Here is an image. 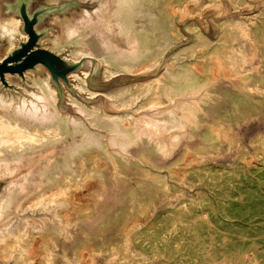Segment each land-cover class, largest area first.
I'll use <instances>...</instances> for the list:
<instances>
[{
    "label": "rangeland",
    "instance_id": "374dc122",
    "mask_svg": "<svg viewBox=\"0 0 264 264\" xmlns=\"http://www.w3.org/2000/svg\"><path fill=\"white\" fill-rule=\"evenodd\" d=\"M1 1L7 16L13 13V8L16 10L17 5L24 23L23 31L27 35L24 6L29 20H33L37 14V23L34 26L39 35L37 44L39 48L48 51V38H67L69 32L79 33V37L84 36L85 31L80 27L79 20L86 13L97 14L99 9V0ZM170 3L179 14L175 25L180 28L183 36L179 41L168 38L163 44H172L166 50L173 47L164 52L159 46V41H155L154 34L149 31V36L152 37L151 47L153 46V51L160 55L157 61L154 57L150 58L149 62L145 61L144 69L157 64V68L151 73L141 76H109L110 73L107 72L111 68L105 67L97 60L85 58L81 63H74L66 58L70 52L56 55L71 65L78 64L73 72L80 76L83 77L84 72L88 71L84 77H87L90 90L97 95L75 90L74 81L69 77L73 72L67 75L65 80L55 79L50 72L52 84L58 93L57 107L60 113L68 116L70 134L57 143L56 149L50 147L33 153L32 148L24 146L25 166H16L13 170L17 171H13L15 174L12 172L13 176L9 175L0 180V213L6 208L11 196H21L22 188L25 189V198L37 193L42 184L46 183L45 177L37 172L52 165L53 161L63 163L64 156L76 152L78 146L87 138L98 135L94 144L99 152L111 161L108 162V168L103 170L107 179V190L90 194L87 189H82L81 195L77 196L78 200L90 209L91 214L78 217L73 211L68 194L63 197L65 191L59 193L61 197L58 196V199L49 200L52 205L45 213L40 214L38 210H27L25 213L32 221L40 220L44 215L49 216L57 228L67 230L73 235L72 243L61 238L54 247L49 244L41 245L43 259L46 261L50 260L51 253L48 246L54 249L52 264H66L65 257L72 264H264V0H148V4L141 11V16L146 21L143 23L144 28L159 29L166 19L163 15L166 13L164 9H167ZM185 5L189 6L185 8ZM228 21L239 26V31L226 27L225 39L221 43L215 42L222 32L220 25ZM125 23L129 24L128 20H125ZM195 26L206 37V44L209 46L196 52L192 58L187 49L182 53L184 57H181L179 53L183 49L198 42ZM245 28L249 30V34L248 30H243L245 33L241 31ZM243 33L244 36H241ZM115 39H120L119 44L117 40L113 41L118 48L124 52H132L136 41L134 33L122 32ZM27 41L28 39H21L18 47L12 52H7L6 43L0 41V62L20 50ZM215 46L228 48L234 56L228 58L230 64L241 68L231 75L243 78L254 85L255 90L246 92L245 101L248 106L242 109L245 113L243 117L236 123L234 119L227 121L222 129V139L204 150L201 148L208 146L204 143L202 135L207 131V127L201 125V122L207 114L205 106L211 96V75L199 74L193 65L201 63L208 51ZM171 59L173 62H170ZM40 66L45 67L39 63L29 70L42 74L43 68ZM165 67L172 70L165 72ZM11 75V84L7 75L3 80L0 77L2 90H12L15 96L25 97L27 101L34 99L33 92L36 90L28 83L26 72L23 75ZM165 76L173 82H181L182 85H169L164 88L163 105L167 109L164 112L137 110L140 102L133 107L117 109L116 102L125 101V96L108 97V94L116 93L124 87L143 85L153 78L161 79ZM67 91L77 98L78 102L68 97ZM49 104L39 103V118L54 112V107ZM104 107L109 112L122 115L129 113L130 118L138 123L147 120L159 124L165 138L160 140L162 137L154 133L153 136L150 135L151 139L144 137L146 132L141 126L138 138L135 134L136 127L131 125L130 130L133 133L127 134L128 137L124 141L110 142V134L107 133L115 129L116 125L105 118L103 123L100 121V112ZM230 108L226 106V109ZM209 121H214V118ZM104 140L109 142V150L105 147ZM146 151L153 154L151 163L141 158V152ZM78 156L86 158L81 151ZM175 163L178 165L172 167ZM153 165L165 167L160 173L169 185L157 193L151 191L149 182L140 171L143 166L157 172ZM61 167L62 170H69L72 177L78 175V166L65 162L56 170ZM173 171L175 173H172ZM50 176L52 177V173ZM49 185L54 186V182ZM130 188L136 189L140 197L152 198V206L149 212L132 218L127 229L116 232L119 222L126 219L133 207L132 198L129 196ZM72 189L73 187L70 191ZM53 191L51 188H45L40 193L45 195L54 193ZM38 197L42 196L39 194ZM55 200L59 202L55 203ZM14 204L15 201L7 208L6 219L13 214ZM65 205L66 212L71 214V223L66 227L59 225L61 222L57 214L58 209L64 210ZM104 223L108 224L107 227H104ZM11 226V230L14 229L15 223ZM33 229L39 233L35 239L37 241L26 235L29 228L25 226L26 251L33 249L41 240L39 229ZM30 241L36 243L32 244ZM64 246L67 252L64 251ZM0 264L15 262L11 260L7 263L0 259Z\"/></svg>",
    "mask_w": 264,
    "mask_h": 264
},
{
    "label": "bare ground",
    "instance_id": "6f19581e",
    "mask_svg": "<svg viewBox=\"0 0 264 264\" xmlns=\"http://www.w3.org/2000/svg\"><path fill=\"white\" fill-rule=\"evenodd\" d=\"M2 2L3 1L0 0V41L6 43L7 52H12L18 47V42L21 39H28L29 41V35L23 31L24 23L17 5L16 10L14 11V8L12 7L13 13L10 16H7L4 14ZM180 3H178V5H180ZM147 4L148 0H99L98 13H86L83 15V18L79 20L80 27L85 31V35L79 37L77 36L79 33L72 34V32H69L67 38L58 36L56 38H48V44H50V47H48L50 50L49 52L55 55H59L60 53L63 54V52H70L66 58L68 57L67 59L74 63H81L85 58L97 60L105 67L111 68L110 71L107 72L110 73L109 76H141L151 73L155 71L157 64L144 69V63L145 61L149 62L152 57L157 61L160 55L153 51L154 47H151L152 37L149 36V33L151 32L154 34L155 41H159V46L163 48L164 52H167L173 47L171 46V48L166 50V48L172 44L171 42H168L166 46L163 44L166 43L168 38L179 41L183 34L180 28L175 25V19L179 14L171 7V3L168 5L167 9H164L166 13L163 15L166 19L159 29L151 28L150 30L149 28H144L143 23L146 21L143 19V16H141V11H143V7ZM188 6L189 5H185L184 7L186 8ZM177 8L179 9V7ZM125 20H128L129 24H126ZM166 22H168V24ZM226 27L237 29L238 31L240 29L239 26H235V23L233 22H223L220 25V30L222 31L221 35L215 42L221 43L225 39L224 29ZM194 28L197 32L198 42L191 47L183 49L179 53L181 57H184L182 53L186 52L187 49H189V56L192 58L195 56L196 52L209 46V44H206L207 39L200 29L197 26ZM243 30H246V28L241 30L245 33L248 29L246 31ZM122 32L134 33L136 37L131 53L122 51L120 47L118 48L114 44L115 40H117L115 38H118ZM247 32L249 34V30ZM167 33H169L170 36L167 35ZM244 33L241 36H244ZM228 35L230 37V33H228ZM117 41L119 44L120 39ZM229 57L234 58L228 48L224 47L222 49L219 46H215L208 51L201 63L193 65L194 69L199 74L211 75V77H209L211 96L208 104L205 106L207 114H205L201 122V125L207 127V131L202 135L204 143L208 146V148H201L204 150L209 149L211 144L217 143L222 139V129L225 128L227 121L234 119V122L236 123L243 117L245 113L242 109L248 106L245 101L246 92L255 90V86L246 82L243 78L231 75L234 71L240 70L241 68L239 66L233 67L228 60ZM170 62H173V59H171ZM40 67L43 68L42 74L33 73V71H30L31 69H28V72L26 71L28 83L36 90V92H33L35 98L30 101H27L25 97L15 96L12 90H2L0 86V180L12 175V172L14 171L13 169L16 168V166H19V168L25 166V145L32 148L33 153L41 152L50 147L56 149L55 146L57 143L66 139L70 134L68 128V116L60 113L59 108L57 107L58 93L57 89L52 84L50 70L46 66V68L43 66ZM168 70L172 69L165 67V72ZM87 72H84L85 76L87 75ZM15 74L20 75L18 73ZM6 75L9 84H11V77L13 75L10 73H7ZM84 75L82 77L76 72L69 75L74 81V89L79 93L80 91L92 92L91 94L96 96L97 94L90 90L86 81L87 77L85 78ZM220 75H224L225 77L219 78ZM169 85H172L173 87L181 86L182 84L181 82H173L169 80L167 76L161 79L153 78L151 81L146 82L143 85L135 84L131 87L119 89L116 93L111 95L108 94V97L118 98L120 96H125V101L116 102L117 109L123 107L128 108L130 106L133 107L140 102V106L137 107V110L153 111L152 113L158 111L164 112L167 109L163 105V91L164 88ZM221 92L223 94H220ZM67 93L68 97L78 102L77 98L70 94V92L67 91ZM39 103H46V105L50 103L49 105L54 107V112L51 111L49 116L42 115L39 118L38 114L41 112V105L39 106ZM227 105L231 108L226 109ZM103 110H105V112H102ZM100 116V121L102 123L104 122L103 118H105L112 124L116 125L115 129L109 130L107 133L110 134V142L118 143L124 141L128 135L133 133L130 130L131 125L136 127L137 131L135 134L138 138L140 135L139 131H141L140 126L141 129L146 132L144 137H149L151 139L150 135L152 134L153 136L154 133L157 136L162 137L160 140L165 138L159 124L147 120L138 123L130 118L129 113L127 115H122L118 112H109L104 107L100 112ZM164 117L168 118L166 115H164ZM211 118H214V121H209ZM107 134L104 135L106 136ZM97 136L87 138L78 146L76 152L64 156L65 160H63V163L67 162L71 166H78V175L76 177H72L69 170H62V167L59 170H56V168L63 165V163L53 161L52 165L37 172L46 179V183L42 184L37 193L27 195L25 198V189L22 188L21 190L24 193L22 192L20 197L11 196L9 198L6 208L0 213V259L7 261V263H10V261L13 260L15 264H52L54 260L52 252L54 249L51 247L49 248L48 246V250L50 251L51 249V253L49 252L50 260L46 261L43 259L41 245L49 244L54 247L61 238L65 239L68 243H72L73 235L68 233L67 230L57 228L49 216L45 217L44 215L40 220L32 221L25 213L27 210H31V212L38 210L40 211V214L45 213L49 206L52 205L49 203V200L53 198L58 199V196L61 197V195H59L61 191L66 192L63 197L68 194V198L71 200L70 202H72L73 211L78 214V217L90 213V209L84 206L78 200L77 196L80 194V191L82 192V189H87L90 194L96 193L97 191L103 193L107 190V179L103 170L108 168V162L111 161L99 152L94 144ZM108 143L107 140H104V145L109 150ZM79 151H81L86 157L85 159L78 156ZM141 155L143 156L141 157L142 160L151 163L153 155L151 152H141ZM176 165L178 164L175 163L171 166L174 167ZM153 166L157 169V172L143 166L140 168V171L142 176H144L149 182L151 191L157 193L167 188L169 185L166 178L160 173L165 167L163 168L157 165ZM171 166L169 167V170H171ZM51 173L52 177L50 176ZM172 173L175 172L173 171ZM19 182H21V179ZM50 182H54V186H50ZM71 184L73 185L71 186ZM139 185L142 187L140 183ZM71 187H73V189L70 191ZM149 187L147 189H149ZM45 188L53 189L54 193H46L43 195V193L40 192L43 189L45 190ZM39 194L42 197H38ZM129 196L132 198L131 203L133 207L131 208L130 213H128L126 219L119 222L116 227V232L127 229L131 224L130 221L132 218L149 212L152 206V198L145 196L140 197L136 189L130 188ZM89 199L93 200V198L90 197ZM14 201L15 209L13 210V214L6 219L7 208ZM41 202L44 203L41 204ZM54 202L57 203L59 201L56 202L55 200ZM66 210L67 205H65L64 210L60 208L57 212L61 222L59 225L62 224V226L65 227L71 223V214L69 215ZM12 223H15V228L11 230ZM75 224L77 225L76 222ZM107 225V223H104V227H107ZM25 226L29 228L28 234L26 233V235L31 240L38 238L37 235L39 234L34 231L33 228H36V230L39 229V232L42 234L41 238H39L41 240L38 242L40 245H37L35 242L37 247L35 246L33 249H30L29 247L30 251L25 250ZM30 243L33 244L34 242L30 241ZM63 249L67 252L66 246H64ZM126 249L127 248H125V250ZM65 260L67 261L66 264H72L66 259V257Z\"/></svg>",
    "mask_w": 264,
    "mask_h": 264
},
{
    "label": "water",
    "instance_id": "95a60500",
    "mask_svg": "<svg viewBox=\"0 0 264 264\" xmlns=\"http://www.w3.org/2000/svg\"><path fill=\"white\" fill-rule=\"evenodd\" d=\"M25 8L26 6H24L23 15L29 41L20 50H17L11 56L0 62V77L3 80L7 73L23 75L28 69H32L36 64L40 63L50 70L55 79L62 78L65 80L67 75L76 70L78 64L71 65L61 60L59 56L39 48L37 44L39 35L34 29L37 23V14L33 20H29L25 13Z\"/></svg>",
    "mask_w": 264,
    "mask_h": 264
}]
</instances>
